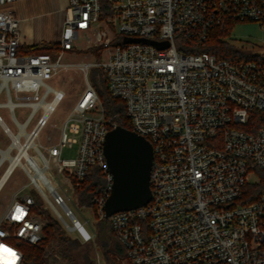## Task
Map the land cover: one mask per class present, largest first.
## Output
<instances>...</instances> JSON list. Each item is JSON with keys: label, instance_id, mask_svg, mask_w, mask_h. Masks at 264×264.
Segmentation results:
<instances>
[{"label": "built area", "instance_id": "1", "mask_svg": "<svg viewBox=\"0 0 264 264\" xmlns=\"http://www.w3.org/2000/svg\"><path fill=\"white\" fill-rule=\"evenodd\" d=\"M19 1L0 0V97L6 99L0 108L9 109L17 127L14 133L0 114L8 138L7 147H0V162H9L5 174L16 162L12 172L18 167L26 172L61 225L69 232L77 229L85 242L92 239L82 233V223L56 187L49 180L42 183L38 169L46 176L53 164L77 189L96 168L104 183L94 202L99 217H105L114 183L105 141L121 125L105 117L89 79L95 67L108 93L124 102L131 131L146 138L154 152L151 201L111 217L113 235L129 262L264 264V191L256 200L242 202L246 186L259 184L258 172L264 173V61L184 53L177 43L204 42L226 20L256 22L264 28V0H68L55 42L61 48L56 60L47 53H22L21 20L7 7ZM103 1L110 10L101 19ZM91 33L103 47V61L65 62V52L78 49L82 34L90 43ZM130 39L168 42L169 47L127 42ZM71 68L83 72L85 88L58 142L39 144L67 96L52 83ZM17 107L30 109L24 122L15 116ZM74 145L76 159H64V148ZM34 203L31 194L13 200L1 222L13 227V234L0 229V244L17 254L16 264H22L23 252L10 238L32 245L42 239L44 224L32 212ZM17 208L25 212L20 220L13 219Z\"/></svg>", "mask_w": 264, "mask_h": 264}, {"label": "rangeland", "instance_id": "2", "mask_svg": "<svg viewBox=\"0 0 264 264\" xmlns=\"http://www.w3.org/2000/svg\"><path fill=\"white\" fill-rule=\"evenodd\" d=\"M35 24L36 23L34 22V27L37 28V25L35 26ZM226 26L229 32L226 40L231 46L240 51L241 56L248 57L256 55L264 58V28H262L259 23L235 22L227 23ZM109 27L113 32L117 31V28L112 24H110ZM61 32L62 28L61 30H57L58 37H60L59 33L61 34ZM90 37V43H87L85 40V35L82 34L81 39L78 41V49L76 51H66L64 61L73 63L92 62L97 64L102 62L103 57L101 54L103 53V49L101 46H98L95 43L92 33L90 34ZM177 43L179 45L180 40H177ZM33 45H24L23 47L28 48ZM43 45L47 48L51 46L50 42L48 43L47 41H45ZM114 46L115 45L113 44L111 52L114 51ZM96 49L98 50L95 52ZM39 53H47L51 56L52 60H56L61 53V50L45 49L43 51L41 50ZM98 74L99 69H96L95 67L90 69L89 79L92 83L93 78L98 76ZM85 82L86 78L80 68H71L62 72L60 77L52 83L55 88H62L66 92L67 96L50 117L47 126L44 128L38 139L39 144L46 145L58 142L62 126L69 116L77 98L83 92L85 88ZM5 100L6 99L4 96L0 97V102H4ZM14 112L19 122H24L30 113V109L17 107L15 108ZM0 114L7 126L14 133L17 132V127L12 121L9 109L0 108ZM34 123L35 120L28 127V130L33 127ZM7 144L8 138L3 134L2 128L0 127V147L6 148ZM77 152L78 145H74L72 148L66 147L63 150L62 157L66 160L76 159ZM8 167L9 162L2 163L0 167V180L3 178ZM45 175L47 179L56 187L57 191L64 197L68 206L73 210L75 216L82 223V225H84L92 239L89 242H85L81 233L77 231L69 232L62 224L66 234L72 239H77L78 241L67 244L68 247H65L66 249L61 242H52L51 245L48 248H45L43 251V264H109L101 246L99 245L100 241L98 235L101 229L97 223L99 220L98 215H95L93 210L78 205L76 193L77 189H74L71 184L66 183L65 175L59 176L57 174L53 164L50 166V169L47 173H45ZM34 192L35 187L32 180L22 168L18 167L15 172L10 175L8 181L0 191V229L6 230L10 234H13V227L11 225L1 223L4 215L6 214L13 200L21 199L24 195L33 194ZM41 199L44 208L49 211L53 218L57 219L54 211L51 209L48 203L43 199V197H41ZM40 220L42 221L41 218ZM44 236V232H42V239H44ZM9 242L17 246L15 242ZM22 252L24 254L25 260L26 254L24 250H22ZM111 258L116 261V264H131L127 259V256L120 258L116 255H112ZM110 264H113L112 261H110Z\"/></svg>", "mask_w": 264, "mask_h": 264}, {"label": "trees", "instance_id": "3", "mask_svg": "<svg viewBox=\"0 0 264 264\" xmlns=\"http://www.w3.org/2000/svg\"><path fill=\"white\" fill-rule=\"evenodd\" d=\"M109 10V5L106 1H103L101 19H104L109 14ZM227 23L235 22L226 20L221 25L214 28L209 33L207 40L204 42H197L194 40H180V51L191 54L210 53L215 55L219 59L233 60L239 58L245 60L264 61V58L256 55L243 57L240 55L239 50L235 49L228 43V41L226 40V37L229 34L228 28L226 26ZM43 44L44 43L42 42L28 48L22 47L21 51L25 53H39L41 52V50L43 51L45 49H61L58 43H50L51 46L49 48L45 47ZM101 48L103 49V47ZM97 50L98 49H96L95 52ZM92 84L95 86V89L99 94L100 101L105 111V117L107 119L113 118V120L119 122L122 127L128 130H132L131 123L125 115L124 102L113 98L108 93L105 86V79L100 70L98 76H95L93 78ZM258 175L261 181L259 182V184H251L246 186L242 198L243 203H250L256 200L259 194L264 191V173L258 172ZM103 183V178L100 175L99 171L96 168L91 169L82 187L77 188L76 193L78 205L93 210L95 215H98L94 200L95 197L101 192ZM31 195L33 196L35 201L34 206H32V212L37 217L41 218L44 222V227L42 230L45 235L44 239H41V241L36 245H32L14 238H10L9 241L15 242L20 249L24 250L26 257L24 260L23 254L22 264H43V251L45 248H48L52 242L59 241L64 245L65 248L68 247L67 244L78 240L72 239L66 234L61 223L57 219L53 218L49 211L44 208L42 199L37 193L34 192ZM98 219L99 220L97 221V223L101 229L98 235L100 241L99 245L101 246L106 256L108 263L110 264V261H112L113 264H116V261L111 258V256L116 255L117 257L124 258L126 256L125 248L113 235L111 229V219L107 220L105 217L100 218L99 215ZM32 252L35 254H33Z\"/></svg>", "mask_w": 264, "mask_h": 264}, {"label": "water", "instance_id": "4", "mask_svg": "<svg viewBox=\"0 0 264 264\" xmlns=\"http://www.w3.org/2000/svg\"><path fill=\"white\" fill-rule=\"evenodd\" d=\"M127 42L151 44L159 49L169 47L168 42L146 39ZM105 156L114 176L111 194L104 205L105 218L110 220L117 213L146 206L152 198L150 179L154 152L151 143L143 136L118 126L107 134ZM80 230L87 235L82 226Z\"/></svg>", "mask_w": 264, "mask_h": 264}, {"label": "crops", "instance_id": "5", "mask_svg": "<svg viewBox=\"0 0 264 264\" xmlns=\"http://www.w3.org/2000/svg\"><path fill=\"white\" fill-rule=\"evenodd\" d=\"M67 4L68 0H22L7 6L21 20L20 29L23 36V46L44 43L45 41L48 43L58 42L60 37L57 35V30L62 28ZM34 22L37 28L34 27ZM14 172L15 170L10 175Z\"/></svg>", "mask_w": 264, "mask_h": 264}, {"label": "snow or ice", "instance_id": "6", "mask_svg": "<svg viewBox=\"0 0 264 264\" xmlns=\"http://www.w3.org/2000/svg\"><path fill=\"white\" fill-rule=\"evenodd\" d=\"M24 215L25 212L22 209L17 208L16 215L13 216V219L20 220ZM17 259V254L12 249L0 244V264H16Z\"/></svg>", "mask_w": 264, "mask_h": 264}, {"label": "bare ground", "instance_id": "7", "mask_svg": "<svg viewBox=\"0 0 264 264\" xmlns=\"http://www.w3.org/2000/svg\"><path fill=\"white\" fill-rule=\"evenodd\" d=\"M1 165H2V162H0V167H1ZM15 165H17V163L16 162H11V164H10V170H9V172H7L4 176H3V178L0 180V190H1V188L3 187V184H5V182H6V180L9 178L8 177V175H9V173L14 169V167H15ZM16 170V169H15ZM38 173H39V175L42 177L41 179H42V183L43 184H46V183H48V179L46 178V176H42V173H43V169H38ZM38 180V179H37ZM77 221H79L78 219H77ZM80 222V221H79ZM81 224V223H80ZM82 225V224H81ZM83 226V225H82ZM83 228H84V230H85V233L87 232V230L85 229V227L83 226ZM75 228H73L72 230H74ZM76 231H78L77 229H76ZM87 234H89V232H87Z\"/></svg>", "mask_w": 264, "mask_h": 264}, {"label": "clouds", "instance_id": "8", "mask_svg": "<svg viewBox=\"0 0 264 264\" xmlns=\"http://www.w3.org/2000/svg\"><path fill=\"white\" fill-rule=\"evenodd\" d=\"M6 260H7V258H6Z\"/></svg>", "mask_w": 264, "mask_h": 264}]
</instances>
